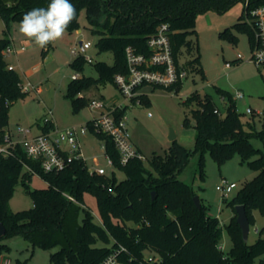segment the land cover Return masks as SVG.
<instances>
[{
  "label": "trees",
  "instance_id": "trees-1",
  "mask_svg": "<svg viewBox=\"0 0 264 264\" xmlns=\"http://www.w3.org/2000/svg\"><path fill=\"white\" fill-rule=\"evenodd\" d=\"M249 1L251 7L264 4V0ZM71 2L76 7V18L66 31L79 30V17L83 12L90 31L98 36L95 43L97 54L109 52L113 58L111 64L91 62L97 73L96 79L81 76L67 84L65 98L76 108L86 102L84 97H79L83 90L99 82L113 83L116 74L127 72L126 47L148 54L146 39L156 32L159 25L168 26L174 62L182 68L179 63L181 48L187 46L189 51L192 47L186 38L195 32L196 18L207 11L226 12L244 0ZM49 3L50 0H0V18L6 32L9 25L20 22L27 11L46 8ZM234 28L247 31L251 42L253 36L244 22L243 13ZM9 45L8 37L0 39V123L3 127L7 125L10 105L26 94L19 87V75L7 69L4 50ZM50 49L52 43L41 48L42 56ZM198 61L195 58L190 66L203 75L196 66ZM85 63L84 56L78 54L70 66L83 73ZM218 92L222 99L227 100L224 113L215 107L209 95L199 97L192 93L186 98L187 105L196 106L192 110L193 149L190 151L175 140L163 154H153L149 162L156 174L147 170L143 159L137 157L121 165L112 139L92 131L104 145V154L110 158L116 172L103 176L90 174L81 160H73L60 172H44L39 162L27 158L20 148L12 156H0V223L5 228V234L0 238V256L8 251L2 240L20 236L32 249H57L50 255L49 264H100L112 248L118 246L126 248L128 256L134 258L131 264H136L146 251L158 257V264H264V238L258 237L252 244L243 242L235 214V207L243 206L249 226L253 224L254 211L264 215V113L262 128L256 130L253 117L242 121L233 96L220 89ZM144 98L141 97V101ZM215 109L220 111V115L214 113ZM123 113L124 110L120 114ZM90 123H86L89 128ZM52 127L42 126V131ZM252 140L261 142L262 147H254ZM205 153L218 168L237 155L256 173L226 202L234 213L226 225L231 242L226 255L221 249L219 220L209 215L201 203L199 209L195 206V194L178 178L195 154L198 155L202 177ZM24 165L45 182L44 188H29L33 174L25 171ZM117 173L123 174L124 178L119 179ZM19 180L32 200V208L12 212L8 200ZM85 195L94 198L100 222L85 207Z\"/></svg>",
  "mask_w": 264,
  "mask_h": 264
},
{
  "label": "rangeland",
  "instance_id": "rangeland-1",
  "mask_svg": "<svg viewBox=\"0 0 264 264\" xmlns=\"http://www.w3.org/2000/svg\"><path fill=\"white\" fill-rule=\"evenodd\" d=\"M242 12L243 5L238 3L226 12L207 11L200 14L195 21V32L186 38L192 47L189 51L187 46L181 48L179 63L187 72V77L177 87L154 88L153 91H147L144 101L127 104L126 126L132 147L142 156L144 167L153 174L156 172L149 161L153 154H163L168 149L171 143L168 140L170 130L174 132L178 143L190 151L193 149L195 132L192 110L196 109V106L185 103L186 98L192 93H197L199 97L209 95L215 107L224 113L227 100L222 99L218 89L232 96L240 92L243 98L235 99V106L242 121L253 117L256 130L262 128L264 68H257L247 61L250 56L249 33L234 28ZM79 25V30L72 33L66 31L60 39L52 43V49L43 57L41 48L20 33L19 22H12L6 32L5 24L0 18V39L8 37L10 47H25L23 52L5 56L7 66L14 68L22 84L29 83L33 88L40 89L39 94L30 90L10 105L7 112V128L14 141L23 139V135L18 132L19 129L29 130L28 138L40 134V126L45 118L51 119L59 130L97 119L100 113L88 107L90 100L103 99L110 104L123 102L115 85L110 82H99L83 90L79 97H84L86 102L78 104L76 108L65 98L67 84L73 75L97 78L93 64L89 62L85 63L83 73L70 66L75 57L74 52L90 57L92 63L113 62L111 53L97 54L95 43L98 36L90 31L83 12L79 17ZM79 42L89 43L90 48L82 51ZM238 55L242 60L226 68V63L236 60ZM195 58L199 59L196 66L202 70L203 75L195 71L194 66H190V62ZM246 109H250L252 114H247ZM48 111L51 112L50 116ZM251 142L256 148L262 147L261 142L257 140ZM101 145V141L95 135L87 132L81 138V153L88 170L103 167L108 175L115 169L108 165ZM203 165L201 177L198 155H193L178 178L189 186L208 213L219 220L222 227L221 247L226 255L231 247L226 225L232 212L226 202L246 182L252 180L256 173L250 170L246 163H242L237 155L218 168L210 155L205 153ZM117 176L119 179L124 178L120 173H117ZM223 178L237 185V188L226 197L215 189ZM45 186V182L36 175H33L29 182L31 190ZM84 205L97 220L94 198L85 195ZM8 207L12 212L32 208V200L20 180L8 200ZM258 237L264 238V215L254 211L247 244L254 243ZM2 243L8 247V251L0 256V261L9 259L10 264H49L50 255L57 250L32 249L20 236L4 239ZM153 254L145 252L146 256Z\"/></svg>",
  "mask_w": 264,
  "mask_h": 264
},
{
  "label": "built area",
  "instance_id": "built-area-1",
  "mask_svg": "<svg viewBox=\"0 0 264 264\" xmlns=\"http://www.w3.org/2000/svg\"><path fill=\"white\" fill-rule=\"evenodd\" d=\"M242 5L244 22L249 26L253 36L250 42V56L247 61L257 68H264V4L251 7L250 1L244 0ZM146 45L149 50L148 54L140 53L130 46L124 50L127 72L125 74H116L113 78V84L123 98L122 103L110 104L103 99L89 101L88 107L100 113L97 119L90 121L91 128L84 124L59 130L54 126L51 119L45 118L43 126L52 125L51 129L46 132L42 131L40 134L30 138L27 137L29 130L19 129L18 132L23 135V139L14 141L12 135L0 123V156L7 158L14 155L16 149L20 148L27 158L39 162L44 172H60L73 160H81L85 163L81 153V138L87 132L92 131L104 134L112 139L119 153L121 165H125L134 157L142 159V156L133 149L127 130V104L140 103V98L144 96V88H169L187 77V72L182 68H178L174 62L169 29L166 24L158 26L156 32L146 39ZM89 48V43H82V51ZM23 51H25L24 46L19 48L9 46L4 50V56ZM77 55L74 52V56ZM84 59L86 62H92V59L88 56H84ZM241 60V57L238 55L236 60L226 63L225 66L226 68H230ZM7 69L15 71L12 66H7ZM77 78H79L78 75H73L71 79ZM19 87L24 93L30 90H35L38 93V90L33 88L29 83L24 85L21 82ZM233 98L234 100L242 99L243 95L240 92H236ZM123 110L125 113L120 114ZM214 113L220 115L218 109H215ZM246 113L252 114V111L246 109ZM48 115H51L50 111H48ZM101 146L104 151V145L102 144ZM104 156L108 165L113 167L110 158L105 154ZM24 170L36 175L26 165H24ZM88 171L90 174L99 176L106 174L103 167H97ZM236 188L237 185L235 183L229 182L224 178L215 187L216 191L220 192L223 197L232 193ZM69 199L72 200L71 198ZM97 221L100 222L99 218ZM133 259V257L128 256L126 248L118 246L112 248L109 255L100 264H131ZM158 263L159 259L156 255L146 256L144 254L141 259L137 260L136 264ZM0 264H10V261L9 259L1 260Z\"/></svg>",
  "mask_w": 264,
  "mask_h": 264
},
{
  "label": "clouds",
  "instance_id": "clouds-1",
  "mask_svg": "<svg viewBox=\"0 0 264 264\" xmlns=\"http://www.w3.org/2000/svg\"><path fill=\"white\" fill-rule=\"evenodd\" d=\"M76 18L71 0H50L46 8L27 11L19 22V31L40 48L60 39Z\"/></svg>",
  "mask_w": 264,
  "mask_h": 264
},
{
  "label": "water",
  "instance_id": "water-1",
  "mask_svg": "<svg viewBox=\"0 0 264 264\" xmlns=\"http://www.w3.org/2000/svg\"><path fill=\"white\" fill-rule=\"evenodd\" d=\"M79 45L81 47L82 43L79 42ZM168 140L170 142H173L176 140V136L172 130H170V132H169ZM151 198L152 199L154 198V192L151 193ZM193 202H194L195 206L199 209L200 208V201H199L197 196L193 197ZM235 214H236V222H237V224L240 228V231H241L242 240H243V242L246 243L250 226H249V223L247 220V216H246L244 207L243 206H236L235 207ZM4 234H5V228L2 225V223H0V238Z\"/></svg>",
  "mask_w": 264,
  "mask_h": 264
},
{
  "label": "crops",
  "instance_id": "crops-1",
  "mask_svg": "<svg viewBox=\"0 0 264 264\" xmlns=\"http://www.w3.org/2000/svg\"><path fill=\"white\" fill-rule=\"evenodd\" d=\"M78 33H80V31H78ZM36 90H38V93L37 92H35L36 94H39L40 93V89L39 88H35ZM154 89L153 88H144L143 89V91H144V96L143 97H146L147 96V91H153ZM35 91V90H34ZM53 122V121H52ZM54 124V123H53ZM84 124H86V123H84ZM84 124H82V125H84ZM42 126H43V123H42V125L40 126V129H41V132H42ZM5 128V130L7 131V132H9L10 133V130L7 128V125L4 127ZM209 214V213H208ZM233 211L231 212V214H230V219L232 218V216H233ZM210 215V214H209Z\"/></svg>",
  "mask_w": 264,
  "mask_h": 264
}]
</instances>
